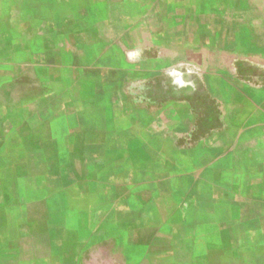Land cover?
I'll return each instance as SVG.
<instances>
[{
  "label": "crops",
  "instance_id": "crops-1",
  "mask_svg": "<svg viewBox=\"0 0 264 264\" xmlns=\"http://www.w3.org/2000/svg\"><path fill=\"white\" fill-rule=\"evenodd\" d=\"M114 1L0 0V116L5 112L10 119L0 120V130L9 132L17 126L19 109L4 86L25 83L34 91L32 105L47 106L32 113L34 127L46 126L42 132L51 127L63 133L136 131L137 142L132 144L108 145L102 140L90 145L103 150L96 155L99 162L125 165L120 176L110 177L114 188L118 178L130 186L141 176L140 188L133 191L147 197L133 208L131 218L117 226L113 217L96 222L91 237L97 239L102 229L101 235L114 242L115 228L125 227L128 231L118 236L126 246L135 239V248L142 252L138 264H213L216 251L226 262L239 264L244 238L264 228V190L258 178L259 165L264 164V0H234L240 6L241 25L250 21L249 33L241 31L232 39L220 31L218 45L209 39L206 46L218 52L220 60L202 76L187 70L199 76L174 80L171 92L161 76L162 41L148 38L146 31L138 37L132 26L120 28ZM179 43L191 46L184 40ZM147 53H158L149 60L154 62L149 69ZM171 54L172 62L178 63L175 50ZM243 68H250V74L244 75ZM184 88L194 91L186 94ZM7 100L11 105L5 110ZM199 101L203 117L210 113L214 123L202 124L198 140L194 125L200 116ZM164 148L173 150L177 164L186 149L188 171L172 174L169 184L163 183L164 173L151 169L145 160L140 161L144 172H127L134 155L131 149L146 150L154 165L163 162ZM199 148L206 150V166L195 172L194 152ZM215 150L218 158L212 159ZM1 190L5 210L25 213L36 206L27 189ZM51 216L49 211L29 217L25 226L34 230L42 223L48 232L66 229L55 226ZM67 243L74 245L77 256L94 244L76 238Z\"/></svg>",
  "mask_w": 264,
  "mask_h": 264
},
{
  "label": "rangeland",
  "instance_id": "rangeland-1",
  "mask_svg": "<svg viewBox=\"0 0 264 264\" xmlns=\"http://www.w3.org/2000/svg\"><path fill=\"white\" fill-rule=\"evenodd\" d=\"M114 4V18L117 16L115 23L120 28L132 26L138 37L143 36V31H146L148 38L162 41L161 76L167 80L164 81V88L169 92L174 80L178 83L182 77L193 80L199 74L202 76L208 73L211 64L220 60V54L206 46L209 39L211 42L216 40L218 45L220 31L228 33L232 39L235 34L239 36L241 31L244 34L250 31V21H242L243 26L238 21L240 6L234 0H115ZM177 40H184L191 46L186 47L187 43L177 45ZM173 50L176 52L173 58L178 59V63L172 62L170 58ZM155 55L158 56V53H147L148 69L154 67V62L149 60ZM187 70L199 74H190ZM250 71V68L242 70L244 75H249ZM30 76L33 77H28ZM4 88L12 92L15 103L12 105H18L19 109L16 110L18 115L14 119L17 126L12 127L9 132L0 130V264H138L136 258L142 252L135 248V239L130 238L126 246L118 236L128 231L125 227L115 228L114 242L110 237L106 239L101 235L102 229H99L97 239L91 237V230L96 222L102 224L113 217L117 226L121 221L127 220L128 216L131 218L133 208L147 197L145 193L141 195L133 191L140 188L141 176L129 182L130 186L124 185L118 178L114 188L110 177L120 176L122 172L119 171L125 165L119 162L111 167L99 162L96 155H100L103 150L92 149L90 145L102 140L108 145L120 146L125 141L132 144L137 142L134 136L136 131L63 133L51 127L50 132H42L46 130V126L34 127L32 121L36 117L32 113L38 107L47 106L44 102L32 105V87L20 83L5 85ZM182 90L186 94L194 91L187 88ZM197 103L200 116L196 117L194 127L196 126L195 139L199 140L203 135L202 124L212 126L214 119L209 116L210 113L203 117V102ZM4 104V109L10 108L8 105L11 102L7 100ZM4 109L2 112L6 110ZM4 113L0 120L9 119V116L4 117ZM162 135L160 134L161 137ZM130 151L134 155L127 172L132 173L131 175L145 171L144 163L140 164V161L145 160V163L153 166L151 169L155 167L156 172L164 173L163 183L169 184L174 179L172 174L186 172L189 168L190 158L186 149L181 151L179 165L170 148L162 150L163 162L154 165V158L146 154V150ZM195 151L194 155H198L196 161L193 160L196 164L195 172H202L206 166L203 160L206 150L199 148ZM218 151H211L212 159L218 158ZM140 152L143 154L139 155ZM225 164L228 168L231 167L229 162ZM258 172L259 184L264 190V164L259 165ZM15 187L27 189L30 201L36 205L29 207L26 214L23 210L16 212L1 207L2 194L4 195L1 189L10 192ZM49 211L52 221L57 223L55 226L62 225L63 228L66 227L65 230L56 227L48 232L47 226L42 223L36 225L34 230L26 228L29 217L44 216ZM33 231L34 234L31 233ZM69 235L72 237H68ZM66 236L68 240L76 238L84 242L93 241L94 244H90L77 256L74 245L67 243ZM212 256L215 258L211 262L213 264H230V261L226 262L221 258L222 252L216 251ZM237 256L239 264H264V228L260 226L255 235L244 238V245Z\"/></svg>",
  "mask_w": 264,
  "mask_h": 264
}]
</instances>
